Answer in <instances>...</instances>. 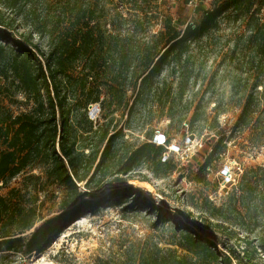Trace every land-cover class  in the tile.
<instances>
[{
  "label": "trees",
  "instance_id": "obj_1",
  "mask_svg": "<svg viewBox=\"0 0 264 264\" xmlns=\"http://www.w3.org/2000/svg\"><path fill=\"white\" fill-rule=\"evenodd\" d=\"M51 1L0 0V40L4 41L0 43V69L4 81H10L4 88L6 95L13 96L8 89L14 86L29 104L26 111L15 115L0 108V187L34 163L43 165L47 178L64 191L61 212L44 218L37 213L36 199L24 204L19 200L18 189L11 188L8 195H0V251L24 255L43 251L71 221L104 201L103 197L93 200L91 191L104 185L107 174L117 175L111 179L113 183L124 181L142 163L166 164L161 145L149 141L137 146L126 144L121 129L109 135L100 127L92 131L87 107L98 105L103 117L111 118L120 112L130 119L136 107H145L143 96L154 90V79L163 67L170 62L179 63L193 41L216 28L219 19L231 13L245 20L248 34L244 42L254 54L245 62L252 63L254 59L259 65L252 82L247 84L249 89H244L235 125L248 130L252 144H264V17L260 14L264 0H213L209 9L182 30L169 15L147 12L149 6L137 2L131 8L134 20L115 12V20L113 16L110 23L113 26L108 29L101 19L107 12L97 0ZM153 23H158L160 29L152 39L136 38L135 33L145 31V26ZM126 25L133 35L121 34ZM34 35L47 36L45 49ZM249 77L250 74L246 76ZM128 91L135 92L132 101L126 97ZM77 118L85 123L83 130H78L81 142L75 135ZM90 131L101 132L98 144L85 140ZM119 143L125 146L120 154ZM251 172L254 176L247 177L245 172L238 187L239 202L247 211L249 201L257 203L254 209L264 208V165ZM31 178L38 180L34 175ZM83 181L85 191L78 186ZM113 193L112 197L119 199L137 191L129 186ZM171 220L178 223L175 218ZM204 221V225L192 224L195 231L192 227L180 228L179 235L192 256H179L173 249L152 246L150 254L138 256L137 264H232V260L238 264H263L256 259L260 252L264 253L262 241L246 243L239 255L233 243L227 244L238 239L237 231ZM37 222L28 237L17 236ZM214 234L225 239L222 251L210 240Z\"/></svg>",
  "mask_w": 264,
  "mask_h": 264
},
{
  "label": "rangeland",
  "instance_id": "obj_2",
  "mask_svg": "<svg viewBox=\"0 0 264 264\" xmlns=\"http://www.w3.org/2000/svg\"><path fill=\"white\" fill-rule=\"evenodd\" d=\"M194 1L195 7L188 0H97L107 12L101 19L108 29L113 26L110 23L113 16L115 20V12L134 20L132 6L137 2L148 5L147 12L169 15L179 30L195 22L201 12L211 7L213 0ZM260 14L264 17V9ZM244 21L232 13L220 18L216 28L191 43L179 63H167L154 79V90L143 96L145 107H136L130 119L120 112L111 118L103 117L98 105H89L87 117L92 120V131L100 127V131L106 130L109 135L121 129L126 144L137 146L149 141L161 145L166 164L142 163L124 181L113 183L110 181L117 175L107 174L104 185L98 191H91L93 200L103 197L104 201L85 213L82 223L68 224L39 253L24 255L2 248L0 264H137L138 256L150 254L152 246L173 249L179 256H192L185 249L180 228L192 227L195 231L192 224L204 225L205 219L238 232V239L227 244L233 243L239 255L248 242L264 243V208L254 209L257 203L249 201L247 211L239 202L241 177L245 172L247 177L254 176L251 171L264 165V144H252L248 130L235 125L244 89H249L247 84L259 69L256 60L245 62L254 54L244 42L248 34ZM145 27V31L135 33L136 38L152 39L160 29L158 23ZM121 34L133 35L134 32L126 25ZM37 41L45 49L47 36ZM5 54L7 56L9 51ZM8 85L10 81H4L0 69V89ZM8 90L13 96L6 95L5 88L0 90V108L10 110L13 115L26 111L29 104L23 93L14 86ZM126 97L132 101L135 92L128 91ZM75 122L76 140L81 142L78 130H83L85 123L79 118ZM92 131L85 140L96 145L101 132ZM85 135L83 133V138ZM118 146L120 154L125 146L121 143ZM33 175L38 180L31 178ZM85 182L78 184L81 191L86 190ZM129 186L137 194L128 193L119 199L112 197L117 189ZM11 188L20 190L18 197L24 204L29 205V201L36 199L37 213L44 218L61 212L64 191L47 178L43 165L34 163L27 167L0 187V195H8ZM38 224L17 236L28 237ZM210 238L222 251L224 237L214 234ZM256 259L264 264V253L260 252ZM232 264L238 263L232 260Z\"/></svg>",
  "mask_w": 264,
  "mask_h": 264
},
{
  "label": "bare ground",
  "instance_id": "obj_3",
  "mask_svg": "<svg viewBox=\"0 0 264 264\" xmlns=\"http://www.w3.org/2000/svg\"><path fill=\"white\" fill-rule=\"evenodd\" d=\"M84 220H85V216L82 215V216H80L79 218H77V219H75L74 221L71 222V223H72V226L77 225V224H80V223H82ZM71 223H70V224H71ZM72 226L69 227V229H71Z\"/></svg>",
  "mask_w": 264,
  "mask_h": 264
},
{
  "label": "built area",
  "instance_id": "obj_4",
  "mask_svg": "<svg viewBox=\"0 0 264 264\" xmlns=\"http://www.w3.org/2000/svg\"><path fill=\"white\" fill-rule=\"evenodd\" d=\"M189 3H190V4H193V5H194V7L196 6V3H195V1H194V0H189Z\"/></svg>",
  "mask_w": 264,
  "mask_h": 264
},
{
  "label": "water",
  "instance_id": "obj_5",
  "mask_svg": "<svg viewBox=\"0 0 264 264\" xmlns=\"http://www.w3.org/2000/svg\"><path fill=\"white\" fill-rule=\"evenodd\" d=\"M74 220H75V219H74ZM74 220H73V221H74ZM71 222H72V221H71ZM71 222H70V223H71ZM70 223H69V224H70Z\"/></svg>",
  "mask_w": 264,
  "mask_h": 264
}]
</instances>
